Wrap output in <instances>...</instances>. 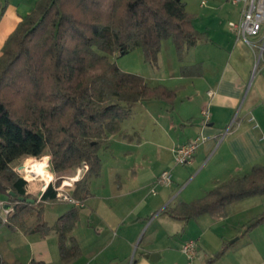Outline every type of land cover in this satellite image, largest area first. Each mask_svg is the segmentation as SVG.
Masks as SVG:
<instances>
[{
    "label": "trees",
    "instance_id": "1",
    "mask_svg": "<svg viewBox=\"0 0 264 264\" xmlns=\"http://www.w3.org/2000/svg\"><path fill=\"white\" fill-rule=\"evenodd\" d=\"M201 36L182 0H38L9 34L0 54V194L7 196L12 209L5 224L25 225L34 216L25 230L28 235L44 239L54 231L61 259L67 261L78 253L74 240L67 239L76 222V208L61 215L53 228L43 219V207L57 201L54 187L86 164L76 183L82 188L83 203L89 178L100 174L102 141L131 116L135 106L158 100L171 111L176 100L174 90L149 86L142 77L122 72L110 56L139 48L152 65L162 42L170 39L182 60ZM195 68L183 66L180 74L195 75ZM45 156L56 181L34 198V204L27 203L31 199L27 182L14 171V163ZM262 195L264 166L254 165L247 175L207 191L200 200L165 208L163 213L187 221L220 214L231 203ZM19 197L24 201L19 202ZM263 223L264 211L246 231ZM227 249L223 246L206 264L220 259ZM0 264L9 263L0 255Z\"/></svg>",
    "mask_w": 264,
    "mask_h": 264
},
{
    "label": "crops",
    "instance_id": "2",
    "mask_svg": "<svg viewBox=\"0 0 264 264\" xmlns=\"http://www.w3.org/2000/svg\"><path fill=\"white\" fill-rule=\"evenodd\" d=\"M37 1L0 0V54L9 34L31 12ZM228 4V0H225L220 11L217 10L218 14L232 18L227 24L220 18L204 24L199 20L195 30L201 33V40L188 52L192 58L189 61L192 65L188 67H198L193 73L195 75L180 74L184 84L178 87L162 83L154 85L174 90L176 100L180 94L178 90L193 89L198 102H193L195 98L190 95L181 101L182 108L178 111L175 108L176 100L171 111L161 101V104H153L158 100L139 104L101 146L105 153L112 151L111 159L119 154L115 148L121 150L119 155L129 158L134 155L129 145H135L136 139L138 142L135 148L143 152L141 155L148 158L145 153L155 151L161 165L157 168L150 162L148 165L144 162L111 165L105 176L99 155L100 174L89 178L86 198L82 207H78L75 225L68 233L79 252L64 261L59 253L57 233L52 234L51 231L42 239L38 234L28 235L25 232L28 226L17 224L23 235L22 243L28 242L27 258L20 260L16 252L12 254L8 249L2 253L0 245V255L7 263L168 264L172 252H177L186 241L193 240L197 242L194 256L196 264H206L225 245H228L225 254L212 264H264V223L246 231L248 223L264 211V204L259 200L250 203V199L255 197L231 203L220 214H204L187 221L175 220L163 213L165 208L174 209L183 203L200 200L207 191L233 178L247 175L254 165L264 166V67L259 69L260 72L257 71L258 74L252 75L255 53L237 41L229 29L228 23L239 19V6L230 4L234 8L231 10ZM200 7L204 8L205 5ZM203 16L207 19L214 15L207 12ZM152 104L155 109L150 108ZM207 107L210 116L205 125L203 118L199 117ZM237 109L239 114L243 112L237 125L228 134L220 135L223 126L227 125ZM249 115L258 128H253ZM135 116L150 124L147 138L139 136L140 120H132ZM198 136L202 142L191 163L184 165L188 166L187 173L185 176L179 174V177L183 175L182 179L190 172H195L193 180L200 177L188 193L190 199L177 201V197L171 198L170 189L174 179L179 178L172 172L171 185L153 194L151 191L157 186L159 175L167 171L166 161L173 155V150ZM146 145H149L148 148ZM47 167L50 170L49 165ZM75 175L76 171L72 177ZM51 176L53 179L54 175ZM78 181L68 188V192L71 196L76 195L79 200L82 188L77 186ZM45 188L42 186L38 190L37 199ZM171 223H176L178 227L173 228ZM177 232L182 235L180 242L170 237ZM235 238L237 240L230 244ZM69 243L70 240L68 247ZM146 255H153L154 260Z\"/></svg>",
    "mask_w": 264,
    "mask_h": 264
},
{
    "label": "rangeland",
    "instance_id": "3",
    "mask_svg": "<svg viewBox=\"0 0 264 264\" xmlns=\"http://www.w3.org/2000/svg\"><path fill=\"white\" fill-rule=\"evenodd\" d=\"M182 1L185 3L187 13L192 17V23L195 29L199 26V20H201L204 24L206 21L207 22L209 21L211 22L213 20L217 21V19L219 20L220 18L222 20H225L226 21L225 23L227 24V22L230 19H232L231 17H227L226 15L222 16L221 14L217 13V10L220 11V6H222V4H225V0H182ZM202 2H204V5H205L204 8L200 7ZM228 7L231 10L234 9L230 5V3L228 4ZM207 12L212 13L214 16L206 19L203 15L204 13L206 14ZM263 30L264 28L262 29V31ZM189 50L190 48L186 51L183 59L179 60L174 46L172 45L170 39H167V40H164L161 44V50H160V53L158 54L157 61L155 64L151 65L148 62H146L144 60L143 53L141 49L139 48H136L122 56H119L118 54H113L110 56V61H114L117 67L122 72L131 73V74H135L137 76L142 77L149 86H154L158 83H162L169 87H178L181 84H184V79L180 76V68L183 66L188 67L192 65V64H189V61L191 58V55L188 54ZM261 67H264V57L257 63V56H256L252 75L258 74L257 71H259ZM251 78H253V76ZM178 91L180 92V94L175 103L176 111L182 108L181 101H185L184 99H187V97H189L190 95L191 96L195 95L194 90L190 88H188L186 91H183V90L182 91L178 90ZM193 98H195L193 102H198L199 99L196 98V96H194ZM159 102L160 101H157V103L154 102L153 104H161V102L160 103ZM153 104L150 105V108L155 109V105ZM203 110H207L208 114H210L208 107ZM242 113L243 112L239 114V110L237 109L234 112V114H232L227 125L223 126V130L220 135H223L225 133L228 134L229 130L232 127L235 128V126L237 125L238 119L242 116ZM199 118L202 119L203 116L200 115ZM132 120L137 121V122L140 120V123L138 122V125H139L138 131L140 132L139 136L140 137L142 136L144 139L147 136L146 134L150 132V129H149L151 127L150 124L147 123L145 119H139L138 116L133 117ZM118 127L119 125L117 126V129ZM112 134L113 133H111V135ZM107 138H105L104 141L102 142L105 143ZM143 139L141 140L142 142H144ZM137 142L138 141H136L135 139L134 144L136 145ZM111 145L115 146L113 142H111ZM135 145L133 144L129 145L133 147V148L129 147V150L133 149L134 151V155L130 156L129 158L126 156L124 157V155L123 156L119 155L121 154L120 153L121 150L116 149V148L114 149L113 147V149L119 153L118 155H115V159H111V156H113L112 151L110 153L109 152L105 153L103 148L100 147V149L98 150V153H99L98 155L101 156V160H102L101 162H102L103 170L105 173L104 175L105 176L107 175L108 170L110 169L111 165H124V164L129 165V164H134L135 162H136L135 164L144 162L146 165H148V163L150 162L154 166V168H157L161 165L159 164V161L157 160L158 157L155 151L146 152L145 154H147L148 158H145L141 155V153L143 152H140L139 149H136ZM148 146L149 145H146L145 147L148 148ZM47 157L48 156H45L43 157V159L46 160L45 158ZM28 161H34V160L31 158H28L25 160L23 159L17 160L14 163V171L27 182L26 189L28 191V194L31 196V199H34V198H38L39 193L37 192L38 190L42 188V186L44 185V182L41 181L39 177L33 179L32 177L27 176V174L25 175L24 164ZM46 161H47V165H49L48 160ZM166 162L168 164V168L166 170L169 172H172L173 175L178 176V177H179V174H184V176L186 175L187 173L186 170L188 166L175 165L173 161V155L170 156V158ZM22 167H23V170H21ZM46 170L50 174H52L48 167L46 168ZM76 173H77V170H76ZM194 173L195 172L188 173L184 179L181 178L183 175H180L181 177L174 179V184L172 185L170 189L171 198L177 197L175 198L177 201L179 200L187 201V199H190L191 196L188 195L189 191L192 188H194L197 182L200 180V177L198 179L193 180ZM205 173L206 172H203V174ZM70 177L72 176H68V177L65 176V177H62L61 180H65L66 178H70ZM54 180H56L55 175L53 179H51V181H54ZM162 187L163 186L157 185L155 188H153V190L157 194L158 192H160V189ZM72 196L76 198V195H72ZM258 198L257 197L251 198L250 203L253 202V200H259L260 203L264 204V197H260L259 199ZM0 202L7 203V196L4 194H0ZM71 206L72 205L61 202L59 200H57L56 202L47 203L43 207L44 221L47 223L49 227L53 228L56 220L61 215H63L66 212V210L71 209ZM74 208L78 209V207H74ZM5 219H6V215L4 214V210L2 209V207H0V245H1L2 253H5V249H8L10 253L12 254H15L16 252L20 260L26 259L27 254H28V242L26 241L22 243L21 238L23 237V235L20 234L21 233L20 228L17 227V225L14 228H10L8 225L4 223ZM34 221H35V217L29 216L24 222L26 226H30V224H32ZM171 224H173L172 225L173 228L178 227L176 223H171ZM19 225L23 226L22 223ZM51 233L54 234L55 232L52 231ZM170 237L174 241L180 242L182 235L177 232V233H174L173 235L171 234ZM67 239H69L68 235H67ZM68 242L69 241L67 240V243ZM70 244H71V241L69 243V247L71 246ZM168 264H189V261L187 260L186 256L181 252V247L177 249V252H172L170 254ZM191 264H196L194 259L191 262Z\"/></svg>",
    "mask_w": 264,
    "mask_h": 264
},
{
    "label": "built area",
    "instance_id": "4",
    "mask_svg": "<svg viewBox=\"0 0 264 264\" xmlns=\"http://www.w3.org/2000/svg\"><path fill=\"white\" fill-rule=\"evenodd\" d=\"M233 6H239V19L238 21H231L228 23L229 29L235 34L236 40L241 41L247 45L257 56V63L264 57V0H228ZM204 6V3H201ZM203 123L206 125L209 121V114L207 110L202 111ZM249 122L253 124V128H258V125L251 117ZM202 141L201 137H197L194 140L177 146L173 150V161L175 165L184 166L190 164L195 151ZM87 165L82 164L77 168V173L74 177L66 178L54 187L56 191L57 200L70 204L74 207H82V202L71 196L68 192V188L74 186V183L81 179L82 175L86 172ZM56 180L52 181L55 183ZM172 183V175L169 171H163L159 175L156 184L169 187ZM155 193L153 190L151 191ZM0 207L4 210L6 219L4 223H7V216L12 209L3 202H0ZM197 242L193 240L186 241L182 247L181 252L186 256L189 264L194 259L196 253Z\"/></svg>",
    "mask_w": 264,
    "mask_h": 264
},
{
    "label": "bare ground",
    "instance_id": "5",
    "mask_svg": "<svg viewBox=\"0 0 264 264\" xmlns=\"http://www.w3.org/2000/svg\"><path fill=\"white\" fill-rule=\"evenodd\" d=\"M46 165L47 161L44 159L28 162L24 164V173L33 179L39 177V179L44 182L43 187L45 188L52 178L51 174L46 170ZM21 170H23V167Z\"/></svg>",
    "mask_w": 264,
    "mask_h": 264
},
{
    "label": "water",
    "instance_id": "6",
    "mask_svg": "<svg viewBox=\"0 0 264 264\" xmlns=\"http://www.w3.org/2000/svg\"><path fill=\"white\" fill-rule=\"evenodd\" d=\"M47 160H48V162H49V157H47ZM10 195H12V196H14V194L12 193V192H10ZM18 201L19 202H23L24 201V199L22 198V197H19L18 198ZM27 201V203H30V204H34L35 203V200L34 199H28V200H26ZM237 240V238H235L234 240H232L231 242H230V244H232L233 242H235ZM146 257L147 258H149L150 260H154V256L153 255H146Z\"/></svg>",
    "mask_w": 264,
    "mask_h": 264
}]
</instances>
